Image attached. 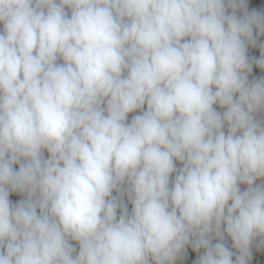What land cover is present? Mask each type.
<instances>
[{
  "label": "clouds",
  "instance_id": "obj_1",
  "mask_svg": "<svg viewBox=\"0 0 264 264\" xmlns=\"http://www.w3.org/2000/svg\"><path fill=\"white\" fill-rule=\"evenodd\" d=\"M0 24V264H174L193 237L198 264H233L212 233L248 264L264 244V79L249 82L247 45L264 15L246 0H0Z\"/></svg>",
  "mask_w": 264,
  "mask_h": 264
},
{
  "label": "rangeland",
  "instance_id": "obj_2",
  "mask_svg": "<svg viewBox=\"0 0 264 264\" xmlns=\"http://www.w3.org/2000/svg\"><path fill=\"white\" fill-rule=\"evenodd\" d=\"M246 9L249 14L252 13L253 10L258 12L259 14L264 15V4L260 3V0H246ZM66 13L70 16L71 11L70 9H65ZM231 8H227V13H232ZM245 9L237 8L236 9V15L238 17H243ZM3 24H0V33L3 32ZM253 38L255 39L256 43L248 44L247 45V55L251 63H255V61L259 60L261 58V46L264 45V33H261L258 29L253 30ZM62 60H58L57 63H62ZM258 72L255 74V80L264 79V70L260 69L258 66L255 68ZM253 73V72H252ZM249 82H251V73H249ZM254 80V81H255ZM253 82V81H252ZM264 114V111H260L254 114V119L261 124V126H264V121L260 122L262 115ZM25 163V161H20L18 163L13 164L14 171H19L20 164ZM176 173H173L170 177V187L172 186V183L175 180ZM257 185H264V181L258 180L256 182ZM247 188V185H240L241 191H245ZM111 198H115L120 205V207L117 208V218H119L123 207L127 208V211L129 215L132 211V203L130 201L129 195H128V185L125 183L123 186H121L118 190H113L111 194ZM27 194L21 193V192H9V200L13 204L21 201L26 200ZM37 212L39 213V209H37ZM222 233H223V226H222ZM196 239L195 237L190 238V242L185 245V248L183 251L178 255L176 261L174 264H198L200 256H202L205 252V249H195L192 246V241ZM211 244L215 245L216 243L223 242L226 247L230 249L233 253V264H235L236 257L239 255L238 250L233 247V243L231 238L226 234L223 233L222 238L217 237L215 233H212L210 236ZM69 243L72 245V247L75 249V252L73 255H78L79 252V244L76 241L70 240ZM251 251V257L249 258L248 264H264V244H261V238L257 237L253 240V243L250 248Z\"/></svg>",
  "mask_w": 264,
  "mask_h": 264
},
{
  "label": "built area",
  "instance_id": "obj_3",
  "mask_svg": "<svg viewBox=\"0 0 264 264\" xmlns=\"http://www.w3.org/2000/svg\"><path fill=\"white\" fill-rule=\"evenodd\" d=\"M105 106H106V102H105ZM214 108H215V110L217 111V112H219L221 115L223 114V112L226 110V109H223V108H221L218 104L217 105H214ZM143 110H146V105H145V108L144 109H142V110H138L137 112H134V113H130L129 114V116H128V118H127V123H130L131 122V120H132V118H133V116H135V115H138V114H140L141 113V111H143ZM264 121V114L262 115V118H261V120H260V122H263ZM225 132L227 133V125H225ZM175 166H176V169H177V171L182 167V164H181V162H179V161H176L175 162Z\"/></svg>",
  "mask_w": 264,
  "mask_h": 264
},
{
  "label": "trees",
  "instance_id": "obj_4",
  "mask_svg": "<svg viewBox=\"0 0 264 264\" xmlns=\"http://www.w3.org/2000/svg\"><path fill=\"white\" fill-rule=\"evenodd\" d=\"M67 9V8H66ZM3 31V30H2ZM2 33V32H1ZM257 67V64L256 63H252V72H251V78H250V80H251V82L252 81H254L255 80V74H256V72H258L255 68ZM124 75L126 76L127 75V72H125L124 73Z\"/></svg>",
  "mask_w": 264,
  "mask_h": 264
},
{
  "label": "crops",
  "instance_id": "obj_5",
  "mask_svg": "<svg viewBox=\"0 0 264 264\" xmlns=\"http://www.w3.org/2000/svg\"><path fill=\"white\" fill-rule=\"evenodd\" d=\"M48 156H49L48 152H47L46 150H44V151H43V158H44V159H47ZM21 161H23V160H21Z\"/></svg>",
  "mask_w": 264,
  "mask_h": 264
}]
</instances>
